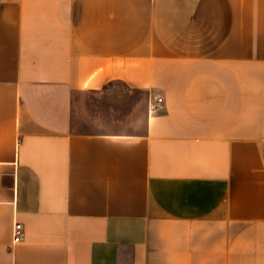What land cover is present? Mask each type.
Masks as SVG:
<instances>
[{"label": "crops", "instance_id": "crops-1", "mask_svg": "<svg viewBox=\"0 0 264 264\" xmlns=\"http://www.w3.org/2000/svg\"><path fill=\"white\" fill-rule=\"evenodd\" d=\"M0 264H264V0H0Z\"/></svg>", "mask_w": 264, "mask_h": 264}, {"label": "built area", "instance_id": "built-area-1", "mask_svg": "<svg viewBox=\"0 0 264 264\" xmlns=\"http://www.w3.org/2000/svg\"><path fill=\"white\" fill-rule=\"evenodd\" d=\"M162 101H163V99L161 97H158L156 102H155V104H154V106H156L157 104L162 103ZM24 234H25V232H24L23 224L19 223V222L16 223L14 225V229H13V241L15 243L22 241L23 238H24Z\"/></svg>", "mask_w": 264, "mask_h": 264}]
</instances>
